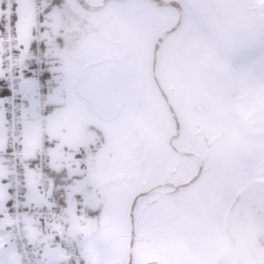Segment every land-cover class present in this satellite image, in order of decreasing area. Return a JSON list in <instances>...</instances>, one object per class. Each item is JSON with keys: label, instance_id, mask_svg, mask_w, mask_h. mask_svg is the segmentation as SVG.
I'll use <instances>...</instances> for the list:
<instances>
[{"label": "crops", "instance_id": "crops-1", "mask_svg": "<svg viewBox=\"0 0 264 264\" xmlns=\"http://www.w3.org/2000/svg\"><path fill=\"white\" fill-rule=\"evenodd\" d=\"M46 1L40 44L34 40L33 0H15L11 7L20 42V96L30 101L21 124L25 201L62 214L59 224H28L32 246L43 263L62 260L61 242L70 240L81 264H94L99 224L110 226L104 231L129 247L134 232L127 218L126 193L132 192L144 162L160 164L173 149L168 107L155 75L157 53L172 40L188 36L192 52L179 54L184 56L189 88L204 96L199 103L216 112L224 126L217 139L220 164L215 170L222 192L216 199L191 198L187 203L178 196L183 188L161 187L156 195L159 204L172 202L176 209L156 230L149 234L139 230L137 236L153 239L159 264H218L234 251L255 258L233 264H264V0H82L86 6L75 0L72 8L65 7L64 0ZM6 9L0 0V17ZM61 15L85 17L89 34L63 39L58 30ZM38 46L46 53L42 76L34 62ZM75 49L94 51L74 92L97 122L88 129L97 132L93 136L97 143L86 134L79 136L77 121H68L63 112L67 96L63 65ZM41 93L47 95L45 104L37 102ZM5 95L0 67V264H18L7 236ZM44 128L52 181L47 193L36 184ZM87 143L95 148L83 151ZM201 177L197 175L189 187L198 185ZM253 233L256 238L249 237Z\"/></svg>", "mask_w": 264, "mask_h": 264}, {"label": "rangeland", "instance_id": "rangeland-1", "mask_svg": "<svg viewBox=\"0 0 264 264\" xmlns=\"http://www.w3.org/2000/svg\"><path fill=\"white\" fill-rule=\"evenodd\" d=\"M74 3L75 0H64L65 7L72 8ZM75 50L74 54L70 53L65 58L63 65L66 72L63 79L66 81L65 92H67L63 112L67 113L68 121H77L79 136L86 134V137H90L97 143V139L93 137L94 134L98 136L97 132L93 134L88 130L89 126L97 127V122L92 120L85 110L86 107L77 100L74 92L75 81L81 70L83 72L85 69L84 66L87 63L85 61L94 57L92 54L94 51L90 49L87 50L88 52L79 53L77 49ZM191 50L190 37L182 36L178 40H172L169 46L157 53L155 75L161 84L168 107L167 116L173 132L172 154L160 164L144 162L146 167L132 182V192L126 193L128 195L127 218L134 232V238L129 247L123 246V240L112 238L110 233L104 231L105 228L110 227L107 224L97 226L94 235L98 243L94 247L95 254L92 255L94 264H159L152 246L153 239H140L137 235L139 230H143L145 234L156 230L163 219H168L176 209V205L172 202L159 204L160 201L156 195L161 187L172 185L183 188L178 196L187 203L191 198L201 201L216 199L221 195V181L218 176H215V170L220 164L217 139L223 133L224 126L215 117L216 112L213 114V111L206 109L204 103H199L200 97L204 98V96L193 94L189 88L186 64L182 65L184 56H180L179 53L187 52L188 55V52H192ZM215 97L216 95L213 96ZM90 147L95 148L94 144L87 143L82 150L87 151ZM197 175H202L198 185L189 187ZM148 190L150 193L147 195L145 193ZM251 198L257 200L258 197ZM249 237L257 236L253 233L249 234ZM235 241H232L234 247ZM247 258L254 259L255 256H241L234 251L226 256V259H221L218 264H223V261L226 264L243 263V259Z\"/></svg>", "mask_w": 264, "mask_h": 264}, {"label": "built area", "instance_id": "built-area-1", "mask_svg": "<svg viewBox=\"0 0 264 264\" xmlns=\"http://www.w3.org/2000/svg\"><path fill=\"white\" fill-rule=\"evenodd\" d=\"M7 9L0 17V67L5 74L6 95L4 97L2 112L4 115L3 126V152L5 155V180L7 186L6 203L8 207L7 236L18 264H44L38 251L32 246L28 230L30 222H46L59 224L62 214L58 209L45 205L30 206L25 201L27 188V165L22 151L23 129L22 122L25 114L30 109V101L20 96L23 78L20 70L19 50L20 42L15 33L16 26L13 22L12 5L15 0H1ZM46 0H33L32 17L34 26V40L37 44L43 42L45 34L44 13ZM58 30L65 40H77L89 34L90 24L85 17L77 16L67 18L61 15ZM46 58L45 50L38 46L34 54L37 65L36 73L43 75L41 64ZM37 102L45 104L47 95L39 94ZM47 131L44 128L42 146L37 155L38 176L37 187L43 193L50 192L52 181L50 178V150L47 145ZM64 257L57 264H81L78 248L70 240L61 242Z\"/></svg>", "mask_w": 264, "mask_h": 264}, {"label": "trees", "instance_id": "trees-1", "mask_svg": "<svg viewBox=\"0 0 264 264\" xmlns=\"http://www.w3.org/2000/svg\"><path fill=\"white\" fill-rule=\"evenodd\" d=\"M54 1H56V0H52V2H54ZM79 1L82 3V5L86 6V4H84V2H82V0H79Z\"/></svg>", "mask_w": 264, "mask_h": 264}]
</instances>
